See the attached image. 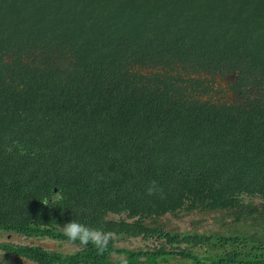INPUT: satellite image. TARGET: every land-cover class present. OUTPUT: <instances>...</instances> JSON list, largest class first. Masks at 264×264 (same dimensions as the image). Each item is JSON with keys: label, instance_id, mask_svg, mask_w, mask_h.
Instances as JSON below:
<instances>
[{"label": "trees", "instance_id": "trees-1", "mask_svg": "<svg viewBox=\"0 0 264 264\" xmlns=\"http://www.w3.org/2000/svg\"><path fill=\"white\" fill-rule=\"evenodd\" d=\"M0 233L77 248L0 264H264V0H0Z\"/></svg>", "mask_w": 264, "mask_h": 264}, {"label": "clouds", "instance_id": "clouds-1", "mask_svg": "<svg viewBox=\"0 0 264 264\" xmlns=\"http://www.w3.org/2000/svg\"><path fill=\"white\" fill-rule=\"evenodd\" d=\"M157 192L160 194V198H166L163 189L160 188L156 181H152L147 189L148 195H155ZM62 194L53 193L51 198H45L42 202L48 205L50 202L52 205H56L62 200ZM63 235L68 238L70 242H79L81 246H88L92 244L98 251V254L103 255L110 242L114 239V233L111 231H105L102 228L90 227L84 223L76 220H71L62 227ZM121 264H127L126 260H122Z\"/></svg>", "mask_w": 264, "mask_h": 264}, {"label": "rangeland", "instance_id": "rangeland-1", "mask_svg": "<svg viewBox=\"0 0 264 264\" xmlns=\"http://www.w3.org/2000/svg\"><path fill=\"white\" fill-rule=\"evenodd\" d=\"M191 220L188 219H184L183 221H173V225L176 226L177 228L181 229V230H190V224H191ZM207 229L206 227H203V229ZM119 240V246L123 247V246H132V247H143L144 243L141 242L140 240H136V239H125V238H118ZM0 241H6V242H14V243H23V244H35L38 246H42L46 249L49 250H55V251H59V252H65V253H70V252H74L77 250L76 247L72 246L70 243H60V242H56V241H52V240H38V239H29L26 240L24 238L18 237L16 235H12V234H4V233H0ZM5 256L3 255V253L0 252V262H9L6 261V259L4 260ZM15 260H12L10 263L11 264H15L14 262Z\"/></svg>", "mask_w": 264, "mask_h": 264}]
</instances>
